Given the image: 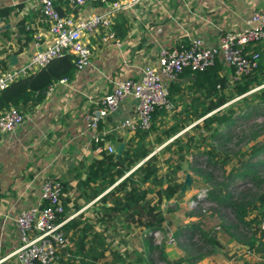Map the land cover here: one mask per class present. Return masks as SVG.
Returning <instances> with one entry per match:
<instances>
[{
    "label": "trees",
    "instance_id": "obj_1",
    "mask_svg": "<svg viewBox=\"0 0 264 264\" xmlns=\"http://www.w3.org/2000/svg\"><path fill=\"white\" fill-rule=\"evenodd\" d=\"M95 2L102 4L104 1ZM63 3L76 4L71 0H63ZM55 4L64 12L58 0H55ZM16 6L22 4L0 7V18L8 21L12 14L17 15ZM26 19L27 16H24L17 22L24 37L20 46L16 49L0 48V68L8 66L7 58L1 57L3 52H9V56L10 51L21 52L32 40L34 28ZM128 21L126 14L118 12L113 17L112 27L123 36L128 31ZM3 28L4 38L10 39L15 31L9 27ZM250 48L260 52V59L256 66L239 77H236L232 65L218 57L203 70L186 68L178 78L171 80L168 84L174 103L171 124L159 121V116H163L167 110L165 107L157 108L149 129H136L129 138L117 140L126 143L120 158L115 153L103 151L90 162L74 159L68 164L63 178L58 181L63 186L64 194L75 192L71 182L76 181V195H73L75 209H81L82 200L89 203L101 197L94 202L92 214L88 215V209L83 210L62 225L61 230L70 243L61 247L49 264H126L125 254L110 243L115 232L126 229H130V237L136 230L145 231L151 236L145 240L151 245L148 259L153 260L154 252L159 251L161 256L157 261L170 264L165 243L154 247L151 240L168 220L167 213L177 208V205L170 203L183 186L184 181L179 174L186 161L191 163L190 168L198 186L206 191L203 198H197L211 204V216L221 219L219 225L223 233L247 244L249 252L264 254V229L260 226L264 219V139H259L264 135V123L243 129L246 132L260 125L259 129L246 137L239 136L235 131V127L248 118L250 112L237 113L234 99L247 98L253 89L264 88V44ZM77 71L74 54L63 53L52 58L44 66L17 78L0 91V115L11 106L34 112L46 98L51 85L62 78L71 80ZM258 95L264 100V89ZM249 124L251 122H246L240 128ZM186 128L189 130L178 135ZM101 129L102 121L99 123ZM152 134L155 137L151 140ZM102 137L105 139L95 140L93 145H103L109 139L108 135ZM234 138H238L240 145L236 150H232L228 144L233 143ZM238 179L245 180L250 188L238 191L235 184ZM63 199L65 210L57 213V222H65L70 217V199L68 195ZM43 205H47V202ZM190 210L191 217L196 218L187 226L190 233L181 227L174 232L175 243L184 249L187 261L202 259L222 246L216 230H208L202 224L204 208L199 206ZM163 231L168 232L169 229ZM187 237L188 242L182 244L181 238ZM165 241L163 239L162 242ZM244 261L241 264H253ZM150 263L153 264L152 261ZM130 264L133 262L130 261ZM259 264H264V261Z\"/></svg>",
    "mask_w": 264,
    "mask_h": 264
},
{
    "label": "crops",
    "instance_id": "obj_2",
    "mask_svg": "<svg viewBox=\"0 0 264 264\" xmlns=\"http://www.w3.org/2000/svg\"><path fill=\"white\" fill-rule=\"evenodd\" d=\"M40 1L0 0V7L22 4L15 8L18 11L17 15L12 14L10 20L5 21L2 26V28L9 27L15 32L10 39H5L2 29L0 30V48L16 49L24 41L23 34L17 25L21 17L27 16V22L34 28L32 40L21 52L10 51V56L7 51L1 54V57L7 58L8 65L25 62L38 47L45 46L51 41L48 23L41 13ZM58 2L64 13H74L77 16H86L90 12L101 11L107 6V2L97 4L95 0H88L80 5H64L63 0ZM256 9L264 11V0H142L130 10L119 11L129 17L127 33L123 36L118 34L124 38L122 47L104 42L102 30L90 36L89 42L93 47L92 63L78 70L71 80L56 82L52 93L46 94V98L37 105L34 112L24 111L25 122L18 130L0 134V264H19L17 258L12 255L22 245L15 218L22 210L37 203L44 182L48 178L58 180L63 178L68 164L74 159L90 162L99 156L95 151L92 132L87 127L84 115L88 110L97 107L100 98L113 89L116 79L126 75L139 78L142 73V64L157 63L159 50L163 46L188 44L192 37H202L208 46L218 44L224 31L244 28ZM136 104L137 100L129 97L118 109L102 120L101 131L109 136L105 143L113 142L117 148L122 143L117 141L119 138H129L134 133L133 131L121 132L115 127L122 119L130 115V112L135 111ZM173 115L174 111L167 110L163 116H159V121L163 120L162 124H171ZM186 130L189 128L178 135ZM152 135L151 140L154 139ZM163 145L157 147L153 153ZM190 165V161L185 162L179 178L185 180L186 176L191 174L193 184L189 190L193 189L197 194L200 186L196 182V176ZM238 180L241 182L243 179ZM238 180L235 181L238 191L248 189L241 186ZM71 185L72 190L75 189L76 192V181L71 182ZM75 192L68 194L70 215L78 211L75 209V196H73L76 195ZM178 196L179 194L176 197ZM193 196L196 195L193 194ZM100 197L89 203L82 200L83 206L79 210L87 211L88 209L91 212L94 202ZM176 197L170 204L177 205V208L167 213L168 220L160 230L165 240L170 234L174 236V232L180 227L188 232L187 226L192 220H196L190 215L191 206L184 210L183 216L179 213V202ZM203 211L205 213L207 210ZM210 218L217 219L215 216L204 214L201 218L202 224L206 229L216 230L222 246L202 259L193 260L192 258L187 261L182 247H178L175 242L157 241L154 234L152 244L155 247L156 244L165 243L167 261L170 264H215L213 261L215 252L223 248L222 239L227 237L237 245L247 246L225 235L219 223L212 225ZM250 218L248 216V220ZM206 222L208 223L205 224ZM164 229L169 231L165 233ZM132 236H140V238L137 242L130 243V229L118 230L110 238L112 247L125 254L126 264H130V261L133 264H151V261L153 264H161V261H157L161 256L159 251L154 252L153 260L148 259L151 254V245L145 240L150 239V235H147L145 231L136 230ZM188 240L187 237L181 238L180 241L184 244ZM244 251L249 255L247 256L250 259L249 262L259 264L264 261V254L251 253L247 247Z\"/></svg>",
    "mask_w": 264,
    "mask_h": 264
},
{
    "label": "built area",
    "instance_id": "obj_3",
    "mask_svg": "<svg viewBox=\"0 0 264 264\" xmlns=\"http://www.w3.org/2000/svg\"><path fill=\"white\" fill-rule=\"evenodd\" d=\"M80 5L88 0H71ZM107 6L101 11L90 12L86 16L61 12L55 0H41L40 9L43 19L48 23L51 41L38 47L30 54L28 60L21 64H9L0 68V91L17 78L47 64L52 58L63 53L75 55L77 70L84 69L92 63L93 47L89 37L102 30V40L122 47L124 38L112 27L113 17L121 10H130L142 0H103ZM5 20L0 18V30ZM264 44V11L252 12L244 28L229 29L223 32L218 44L208 46L202 37H192L188 44L163 46L160 48L157 63L144 62L139 78L122 76L115 80L111 91L105 93L97 107L88 110L84 118L95 141L104 140L106 132L99 130L100 121L118 109L129 97L137 100L136 109L122 119L115 129L121 132L136 129H149L157 108L172 110L168 84L179 77L186 69L203 70L221 57L228 65L235 68L236 77L256 66L260 52L251 49L253 45ZM67 78H62L66 82ZM54 84L47 90L50 95ZM25 112L17 106H11L0 115V134L12 133L25 122ZM106 141V140H105ZM97 154L103 151L115 152L113 143H104L95 148ZM63 186L56 178H48L41 186L40 198L35 205L22 210L15 218L20 231L22 245L13 252L19 264H49L61 247L70 243L61 230L62 225L83 211L78 210L65 222H57V213L65 210ZM47 202V205H43ZM264 229V219L260 224ZM159 231L155 232V236ZM166 242L174 243L170 234ZM235 264V263H234Z\"/></svg>",
    "mask_w": 264,
    "mask_h": 264
},
{
    "label": "rangeland",
    "instance_id": "obj_4",
    "mask_svg": "<svg viewBox=\"0 0 264 264\" xmlns=\"http://www.w3.org/2000/svg\"><path fill=\"white\" fill-rule=\"evenodd\" d=\"M257 88H259V87H257ZM260 89L255 88L252 91H250L247 94V98L244 97V98L239 99V97H236L234 99V100H236L234 102V104L237 108V113L250 112V116L248 118L243 119V121L235 127V131L237 132V134H240L239 136H244V137L249 136L250 133L255 131V129H259L260 125L257 126L256 128L249 129L246 132H243V129L248 128V127L255 125V124L264 123L263 122L264 121V100L262 99V97H260L258 95V93L260 94V92L264 88H262V90H260ZM236 117H237V115H236ZM246 122H251V124L247 125L244 128H240V126H242ZM152 137L154 138V134L152 135ZM259 139H261V140L264 139V135L259 136ZM233 141H234L233 143L232 142L228 143L230 145L231 149L232 150L239 149L240 145H238L239 144L238 138H234ZM252 144L253 143H249V145H252ZM243 148H245V146H243ZM113 153L116 154V148H115V152H113ZM240 183H241V186H243L244 188H249V185L246 184L245 180H242ZM65 194L68 195V193H65ZM193 194L196 195V197H194ZM205 194H206V191H204L203 189H199L197 194L194 193L193 189H191V190L188 189V191L184 195H182L179 199H177L179 202V208H180L179 213L183 216L184 210H186L189 206H191L192 208L201 206L202 208L207 210V211H205L204 214L211 215V211L209 210V207L211 204L208 201H206L205 199H198L197 198V196L200 198H203L205 196ZM181 210H183V211H181ZM92 212H89L88 215L92 214ZM233 216H231V218H233ZM209 221L211 224L213 223L212 225H216L221 221V219L217 218L215 220L214 218H210ZM234 221H236V219H234ZM207 223L208 222H206L205 224H207ZM239 226L242 227L241 224ZM207 229H209V228H207ZM137 234H139V232H137ZM154 235H155V233H154ZM155 237H156L157 241H162L163 239H165V236L160 231H159V235L155 236ZM222 237H226V236H222ZM139 238H140V236H131L130 237V243H132V241L137 242V240ZM222 242L224 244L223 248L217 250L215 252L216 255L213 257V261L215 262V264H227V263L228 264H234V263L241 264L242 261L245 262L244 260H247V261L250 260L248 258L249 257L248 253L244 251L246 248L245 246H244L245 247L244 248L243 246L237 245L236 243L231 241L228 237L223 238Z\"/></svg>",
    "mask_w": 264,
    "mask_h": 264
},
{
    "label": "water",
    "instance_id": "obj_5",
    "mask_svg": "<svg viewBox=\"0 0 264 264\" xmlns=\"http://www.w3.org/2000/svg\"><path fill=\"white\" fill-rule=\"evenodd\" d=\"M126 147V143L122 142L120 143L117 148H116V157L120 158L125 150ZM193 184V179L191 174H188L186 176V179L184 180L183 186L179 192V196L176 197L177 199H179L182 195H184L186 193V191L190 188V186Z\"/></svg>",
    "mask_w": 264,
    "mask_h": 264
}]
</instances>
